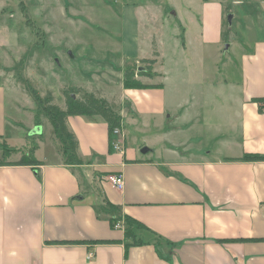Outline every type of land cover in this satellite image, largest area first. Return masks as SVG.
Listing matches in <instances>:
<instances>
[{
	"label": "crops",
	"instance_id": "obj_1",
	"mask_svg": "<svg viewBox=\"0 0 264 264\" xmlns=\"http://www.w3.org/2000/svg\"><path fill=\"white\" fill-rule=\"evenodd\" d=\"M202 7L199 43L220 51L221 6L206 1ZM150 47L151 56L136 59H154L149 75H136L150 86L121 84V94L105 90L100 96L121 116V135L112 139L122 140V151L110 149L102 118L69 115L81 164H66L55 148L38 156V146L34 154L41 164L0 165V264H264V160H240L248 153L264 155V109L253 101L264 97V39L254 42L252 54L239 51V79L224 77L235 90L230 98L236 120L226 131L215 129L218 145L205 154L169 143L176 132L205 124L206 116L181 110L177 97L169 98L176 107L165 115L172 70L160 61L155 36ZM213 92L214 105L231 103L217 87ZM18 104L16 85L0 77L5 161L18 160L23 151L8 143L17 142L23 124ZM151 120L163 128L172 124L162 129L170 146L150 144L146 152L143 145L128 147L125 124L145 129ZM39 126L31 124L27 132L38 133ZM115 173L124 177L122 191L105 178Z\"/></svg>",
	"mask_w": 264,
	"mask_h": 264
},
{
	"label": "rangeland",
	"instance_id": "obj_2",
	"mask_svg": "<svg viewBox=\"0 0 264 264\" xmlns=\"http://www.w3.org/2000/svg\"><path fill=\"white\" fill-rule=\"evenodd\" d=\"M206 1L220 4L224 16L220 51L198 40ZM154 36L163 54L160 61L172 70L166 81L165 115L176 107L169 98L177 97L183 100L181 110L206 116L205 124L176 132L169 143L204 154L215 149V129L226 131L236 120L235 102L230 98L235 90L223 80L227 76L239 79V51L252 54L254 42L264 39V0H0V77L16 85L23 122L17 142L8 143L23 149L21 155L38 146V156H47L54 148L61 152L41 100L50 95V103L65 108L64 92L71 88L76 98L85 91L96 97L105 96V90L121 94L124 68L148 65L136 59L151 56ZM216 80L218 93H223L219 95L229 97L231 103H212ZM36 115L39 132H27L36 123ZM154 122L148 121L145 129L125 124L127 146L161 145L162 129L172 124L167 121L163 128Z\"/></svg>",
	"mask_w": 264,
	"mask_h": 264
},
{
	"label": "trees",
	"instance_id": "obj_3",
	"mask_svg": "<svg viewBox=\"0 0 264 264\" xmlns=\"http://www.w3.org/2000/svg\"><path fill=\"white\" fill-rule=\"evenodd\" d=\"M143 62L148 63L143 69L138 67L127 65L124 68L122 85L125 88H142L148 87L150 85L143 84L140 82L136 75H149L151 65L154 63V59H143ZM137 70V71H136ZM65 91V90H64ZM71 92H76L74 88L70 89V92L65 91L66 95V106L61 108L58 105L50 103L51 96L45 97L41 100L42 110L45 113L49 123L53 127L54 133L58 140L60 141V149L64 162L66 164H81L83 160L79 157L77 153L78 141L73 134V132L67 126V117L69 115H83L87 117H100L108 124V133L110 141V149L113 150L111 142L113 141L112 136L113 130L115 128L122 127L121 116L118 114L111 106L108 100L102 97H96L93 93L83 92L80 98L72 97ZM253 101L258 103V109L263 110L264 107V97H255ZM36 124L38 122V115L35 116ZM34 147L31 148L28 154L21 155V157L16 161H5L0 159V165H36L41 164L38 159L34 156ZM11 149L5 148L4 152L7 154ZM5 158V157H3ZM240 160H264V155L257 153L244 154ZM114 219L111 218V222ZM126 222L132 225V220L126 219ZM130 229H125L126 234H128Z\"/></svg>",
	"mask_w": 264,
	"mask_h": 264
},
{
	"label": "built area",
	"instance_id": "obj_4",
	"mask_svg": "<svg viewBox=\"0 0 264 264\" xmlns=\"http://www.w3.org/2000/svg\"><path fill=\"white\" fill-rule=\"evenodd\" d=\"M114 135H121V129L115 128L113 130ZM112 148L114 150L122 151V140L115 139L111 142ZM106 180L117 190L122 191L124 188V177L121 173L108 174L105 176Z\"/></svg>",
	"mask_w": 264,
	"mask_h": 264
},
{
	"label": "water",
	"instance_id": "obj_5",
	"mask_svg": "<svg viewBox=\"0 0 264 264\" xmlns=\"http://www.w3.org/2000/svg\"><path fill=\"white\" fill-rule=\"evenodd\" d=\"M228 19H231L230 16L228 17ZM138 69H143V67H138ZM71 96L72 97H75V94L74 93H71ZM146 151H148V148L147 147H142L141 148V152H146Z\"/></svg>",
	"mask_w": 264,
	"mask_h": 264
}]
</instances>
